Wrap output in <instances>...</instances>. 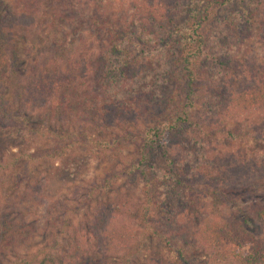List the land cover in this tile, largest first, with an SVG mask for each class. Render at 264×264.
Here are the masks:
<instances>
[{
  "label": "trees",
  "instance_id": "obj_1",
  "mask_svg": "<svg viewBox=\"0 0 264 264\" xmlns=\"http://www.w3.org/2000/svg\"><path fill=\"white\" fill-rule=\"evenodd\" d=\"M67 2L0 0V130L32 144L0 155V181L17 188L16 173L80 151L117 162L84 185L86 199L120 180L140 197L107 203L82 228L65 210L27 255L15 246L33 228L0 217V264H142L125 217L170 264H264V133L239 128L264 118V65L248 55L264 47V0H82L74 13ZM86 36L83 53L71 41Z\"/></svg>",
  "mask_w": 264,
  "mask_h": 264
},
{
  "label": "rangeland",
  "instance_id": "obj_2",
  "mask_svg": "<svg viewBox=\"0 0 264 264\" xmlns=\"http://www.w3.org/2000/svg\"><path fill=\"white\" fill-rule=\"evenodd\" d=\"M68 1L70 10L68 13H74V11L82 10V0H64ZM65 12V10H64ZM67 14V13H66ZM73 21V20H70ZM71 23V22H70ZM75 22H72V26H65L63 31L68 33ZM71 38L67 37V41ZM255 41H260L256 38ZM74 47L79 46V50L86 53L92 41L89 36L85 37L84 44H80L78 40H72ZM79 43V44H78ZM88 53V52H87ZM251 61L258 65H264V47L260 42L251 43L248 52ZM169 89H167L168 91ZM164 93V92H163ZM35 122L36 120L33 119ZM36 123H40L37 121ZM40 125V124H39ZM239 128L242 132H254L256 128L259 133H264V118L259 121L249 124H240ZM182 141H185L189 147H192V138L188 134H182L180 136ZM38 149H44L50 146L48 141L37 144ZM32 144L29 142H23L14 138H9L0 130V155H8L14 153L17 150H30ZM128 151L131 148H127ZM174 154H177L174 151ZM173 154V155H174ZM128 161L127 155L124 153L121 163ZM116 161L104 158L89 156L84 152H75L64 162L55 164L40 163L34 169H29L27 173H16V177L20 180V186L14 190L8 187V184H13L12 180L8 179V184L2 178L0 181V213L1 219L12 220L15 223L22 225L25 229L33 228V232H28L30 236H24L23 243L17 244L16 251L20 254H29L35 251L38 247L46 245L48 241L55 236L59 229V219L63 217L65 210L69 209L71 212L66 214L67 219H72L74 224H78L80 228L83 227L85 220L90 222L96 211L105 206L109 202H117L119 200L125 203L136 204V201L140 197L138 182H132L127 180L117 181L115 185L105 194H94L89 199L85 198L83 187L85 184L93 182L94 180L104 176L110 169L116 166ZM7 180V179H6ZM158 197L157 204L153 208V217L157 220L161 216L158 208L163 201L162 197L166 198L163 188H157ZM163 199V198H162ZM228 212V211H226ZM226 212L221 213L226 215ZM159 220V219H158ZM157 220V221H158ZM126 224L133 225L136 228L134 243L139 245L141 242V258L142 264H155L166 262L170 264L173 262L174 257L172 253H169L161 242L156 239H146L140 236L142 228H138L134 224V220L126 217L124 218ZM73 229H71V233ZM83 231L73 237L83 235ZM64 239H70V234H64ZM83 247L82 244L80 246ZM68 248V247H67ZM241 253L246 254L248 248L241 247ZM97 258V257H96ZM113 261H109L106 264H112Z\"/></svg>",
  "mask_w": 264,
  "mask_h": 264
}]
</instances>
